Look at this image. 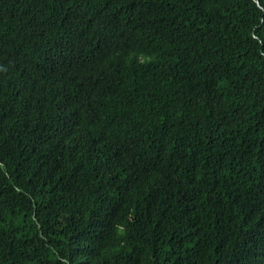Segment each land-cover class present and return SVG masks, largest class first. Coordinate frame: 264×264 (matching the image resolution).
<instances>
[{
  "label": "trees",
  "instance_id": "16d2710c",
  "mask_svg": "<svg viewBox=\"0 0 264 264\" xmlns=\"http://www.w3.org/2000/svg\"><path fill=\"white\" fill-rule=\"evenodd\" d=\"M0 264H264V0H0Z\"/></svg>",
  "mask_w": 264,
  "mask_h": 264
}]
</instances>
